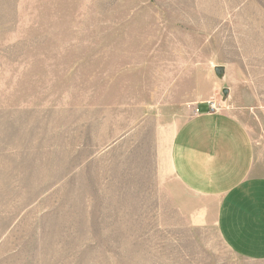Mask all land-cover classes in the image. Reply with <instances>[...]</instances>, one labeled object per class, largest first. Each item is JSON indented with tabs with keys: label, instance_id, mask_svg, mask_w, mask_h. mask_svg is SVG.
I'll return each instance as SVG.
<instances>
[{
	"label": "rangeland",
	"instance_id": "rangeland-1",
	"mask_svg": "<svg viewBox=\"0 0 264 264\" xmlns=\"http://www.w3.org/2000/svg\"><path fill=\"white\" fill-rule=\"evenodd\" d=\"M208 111L264 167V0H0V264H264L174 174Z\"/></svg>",
	"mask_w": 264,
	"mask_h": 264
},
{
	"label": "crops",
	"instance_id": "crops-1",
	"mask_svg": "<svg viewBox=\"0 0 264 264\" xmlns=\"http://www.w3.org/2000/svg\"><path fill=\"white\" fill-rule=\"evenodd\" d=\"M246 126L224 111L203 112L177 131L174 174L214 203L219 234L238 257L264 263V167Z\"/></svg>",
	"mask_w": 264,
	"mask_h": 264
},
{
	"label": "water",
	"instance_id": "water-1",
	"mask_svg": "<svg viewBox=\"0 0 264 264\" xmlns=\"http://www.w3.org/2000/svg\"><path fill=\"white\" fill-rule=\"evenodd\" d=\"M216 71H217V74L219 75V77H221L223 72H224L223 68H218ZM220 72H221V74H220ZM225 94H226V92H225Z\"/></svg>",
	"mask_w": 264,
	"mask_h": 264
}]
</instances>
